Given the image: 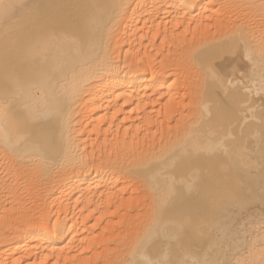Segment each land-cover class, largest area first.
<instances>
[{"label":"bare ground","instance_id":"obj_1","mask_svg":"<svg viewBox=\"0 0 264 264\" xmlns=\"http://www.w3.org/2000/svg\"><path fill=\"white\" fill-rule=\"evenodd\" d=\"M0 264H264V0H0Z\"/></svg>","mask_w":264,"mask_h":264},{"label":"rangeland","instance_id":"obj_2","mask_svg":"<svg viewBox=\"0 0 264 264\" xmlns=\"http://www.w3.org/2000/svg\"><path fill=\"white\" fill-rule=\"evenodd\" d=\"M196 89L199 90L200 87L197 86ZM185 104H188V101H187V100L185 101ZM225 104H226V103H222V102H218V103H213V104H211V108H212L213 110H217V111H218V112L216 113V116H217V117H220V116L224 115V112H222V109H223V107H224ZM220 131L225 132V128L222 129V130H220ZM224 181H225V179H222V180H220L219 182H217V184H219V185H223V184H224ZM217 184H216V185H217ZM120 187H125V185H121ZM230 192H233V190L230 189V190H229L228 192H226V193H230ZM145 194H146V193L138 192L136 195H126V196H124V198L132 197V198L136 199L137 204H139V205H143V206H144V205H147V202H146V201H145V202H141L140 200H141V198H142ZM134 214H138L140 217H142L143 211H142L141 209H138L137 211L134 212ZM113 221H116V220H113ZM105 224H106V223H104V225H105ZM112 247H113V245L110 244V248H112ZM126 250H127L126 247H125L124 249H123V247L121 248V252L124 253V254H125Z\"/></svg>","mask_w":264,"mask_h":264}]
</instances>
